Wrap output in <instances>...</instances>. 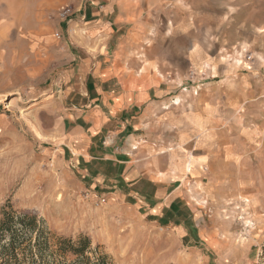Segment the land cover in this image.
Listing matches in <instances>:
<instances>
[{"label": "rangeland", "instance_id": "1", "mask_svg": "<svg viewBox=\"0 0 264 264\" xmlns=\"http://www.w3.org/2000/svg\"><path fill=\"white\" fill-rule=\"evenodd\" d=\"M77 6L59 8L66 27L73 24ZM162 11L172 23L182 18L186 32L221 62L212 66L209 78L198 73V82L191 83L198 76L190 73L182 91L194 93L196 86L197 93L231 100L232 123L241 130L229 134L240 140L230 147L235 156L218 149L214 159L196 165L204 152L183 149V161L195 158L179 188L177 219L173 214L156 219L132 197L94 189L72 166L56 131H50L59 118L48 115L46 107L59 108L67 84L59 81L64 70L40 54L37 67L0 68V215L10 204L19 213L37 215L59 237L86 236L113 264H262L264 67L260 75L248 76L246 87L240 85L245 76L228 72L245 62L264 66V0H166ZM188 45L184 38V49ZM6 60L17 64L14 54Z\"/></svg>", "mask_w": 264, "mask_h": 264}, {"label": "crops", "instance_id": "2", "mask_svg": "<svg viewBox=\"0 0 264 264\" xmlns=\"http://www.w3.org/2000/svg\"><path fill=\"white\" fill-rule=\"evenodd\" d=\"M165 1L0 0V68L37 67L40 54L55 61L67 85L59 108L46 111L59 118L50 131L72 166L94 189L132 197L156 219H177L179 188L195 158L183 161V149L204 152L196 165L214 159L218 149L233 157L240 140L229 134L241 130L227 97L197 93L196 86L194 93L182 91L190 73L198 76L191 83L198 82V73L209 78L221 62L186 32L182 18L168 21ZM72 2L80 7L66 27L59 8ZM184 38L191 43L185 49ZM8 54L17 64H7ZM260 66L245 62L228 73L245 76L240 85L246 87ZM65 98L71 103H62Z\"/></svg>", "mask_w": 264, "mask_h": 264}, {"label": "trees", "instance_id": "3", "mask_svg": "<svg viewBox=\"0 0 264 264\" xmlns=\"http://www.w3.org/2000/svg\"><path fill=\"white\" fill-rule=\"evenodd\" d=\"M0 264L113 263L88 237H59L37 215L19 213L6 204L0 215Z\"/></svg>", "mask_w": 264, "mask_h": 264}, {"label": "built area", "instance_id": "4", "mask_svg": "<svg viewBox=\"0 0 264 264\" xmlns=\"http://www.w3.org/2000/svg\"><path fill=\"white\" fill-rule=\"evenodd\" d=\"M64 10V9H63ZM67 13H69V10H64L63 14L66 15ZM56 38L60 39V35L56 34ZM246 59L248 62L253 61V56L252 54H249L248 56H246Z\"/></svg>", "mask_w": 264, "mask_h": 264}]
</instances>
